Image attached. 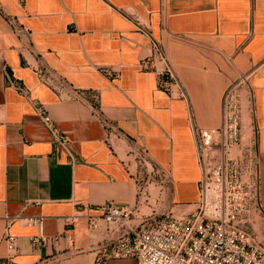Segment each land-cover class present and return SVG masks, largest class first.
Listing matches in <instances>:
<instances>
[{
    "label": "crops",
    "instance_id": "0c3cea01",
    "mask_svg": "<svg viewBox=\"0 0 264 264\" xmlns=\"http://www.w3.org/2000/svg\"><path fill=\"white\" fill-rule=\"evenodd\" d=\"M153 40L180 80L172 95L141 65ZM235 84L252 101L264 209V0H0V257L9 232L18 264H97L116 233L91 231L88 218L111 201L134 207L140 188L141 214L194 211L202 170L191 113L198 127L219 128ZM33 100L67 144L55 143ZM252 228L264 244V218Z\"/></svg>",
    "mask_w": 264,
    "mask_h": 264
},
{
    "label": "built area",
    "instance_id": "2783aa9c",
    "mask_svg": "<svg viewBox=\"0 0 264 264\" xmlns=\"http://www.w3.org/2000/svg\"><path fill=\"white\" fill-rule=\"evenodd\" d=\"M152 43L153 53L141 65L156 74L159 89L172 95L173 87L181 86L180 80L165 44L156 40ZM102 72L112 79L119 77L111 69ZM39 77L54 87L45 70L39 71ZM246 83L247 77L242 78L240 85ZM8 84L30 98L28 88L20 81L8 77ZM237 88L236 84L230 87L223 99V122L219 128L198 127L191 113L202 170L196 209L190 213L176 214L170 210L162 215L141 214L139 206L145 199L142 188L134 207L106 203L101 207V217H89L87 221L93 232L105 226L108 232L116 233L101 249L97 264L111 258H132L136 264H264V244L248 230L257 217L264 218L258 131L244 117L239 102H234ZM181 96L187 98L185 91ZM33 104L55 143L67 144V135L58 129L44 106L36 100ZM247 109L252 116V106ZM216 151L220 157L214 155ZM140 154L141 162L148 164L146 152ZM75 221L69 218L67 224L73 225ZM2 238L8 255L0 257V264H18L17 238L9 232Z\"/></svg>",
    "mask_w": 264,
    "mask_h": 264
},
{
    "label": "rangeland",
    "instance_id": "374dc122",
    "mask_svg": "<svg viewBox=\"0 0 264 264\" xmlns=\"http://www.w3.org/2000/svg\"><path fill=\"white\" fill-rule=\"evenodd\" d=\"M234 102H235V104H237L239 102L238 104L242 107V111H243L244 117H246L249 122H252V116L247 112L248 111L247 108L252 106V101H251L250 94H249V91H248L247 87L243 86V87H238L237 88V90L235 91V94H234ZM236 110H238V108H236L235 110L232 109V111H236ZM248 133H250L249 130H248ZM205 155L206 154L204 153V156ZM214 155L220 157V153L218 151H216L214 153ZM148 166H149V169H150L151 166H150L149 162H148ZM152 191H154V190H152ZM158 209H157V211L155 210L153 212L151 211V209H149L148 212L149 213L152 212V213L157 214V215H162L164 213H168V211L171 210V209H168L167 207H164V206L162 207L163 210L160 209V206L158 207ZM261 218L262 217H257L256 220L253 222V224L249 226V231L250 232H253L252 231L253 230V228H252L253 225H255L257 220L261 219Z\"/></svg>",
    "mask_w": 264,
    "mask_h": 264
}]
</instances>
